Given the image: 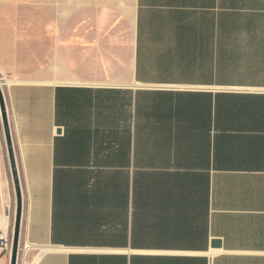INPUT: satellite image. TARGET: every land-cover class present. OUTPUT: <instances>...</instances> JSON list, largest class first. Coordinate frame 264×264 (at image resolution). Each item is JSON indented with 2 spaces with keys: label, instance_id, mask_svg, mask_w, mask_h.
Instances as JSON below:
<instances>
[{
  "label": "crops",
  "instance_id": "obj_1",
  "mask_svg": "<svg viewBox=\"0 0 264 264\" xmlns=\"http://www.w3.org/2000/svg\"><path fill=\"white\" fill-rule=\"evenodd\" d=\"M0 84L17 264H264V0H0Z\"/></svg>",
  "mask_w": 264,
  "mask_h": 264
},
{
  "label": "water",
  "instance_id": "obj_2",
  "mask_svg": "<svg viewBox=\"0 0 264 264\" xmlns=\"http://www.w3.org/2000/svg\"><path fill=\"white\" fill-rule=\"evenodd\" d=\"M0 105H1L3 124H4L5 134H6L7 145H8V151H9V156H10V161H11V166H12L14 185H15L16 195H17L18 209H17L15 233H14V237L12 241V261H11V264H17V255H18L19 240H20V226H21L22 208H23V198H22V188H21V183H20L16 155L14 151L11 127H10V122L8 118V111L6 107L5 98L2 92L1 84H0Z\"/></svg>",
  "mask_w": 264,
  "mask_h": 264
},
{
  "label": "built area",
  "instance_id": "obj_3",
  "mask_svg": "<svg viewBox=\"0 0 264 264\" xmlns=\"http://www.w3.org/2000/svg\"><path fill=\"white\" fill-rule=\"evenodd\" d=\"M10 240L0 234V251H4L10 247Z\"/></svg>",
  "mask_w": 264,
  "mask_h": 264
}]
</instances>
